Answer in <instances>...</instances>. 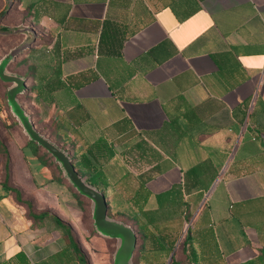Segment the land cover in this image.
I'll return each instance as SVG.
<instances>
[{"label":"crops","instance_id":"0c3cea01","mask_svg":"<svg viewBox=\"0 0 264 264\" xmlns=\"http://www.w3.org/2000/svg\"><path fill=\"white\" fill-rule=\"evenodd\" d=\"M0 12L2 35L36 33L7 69L58 110L55 143L76 170L125 197L147 263L264 264V0H0ZM20 130L0 120V264H85L74 190ZM111 253L88 250L92 264Z\"/></svg>","mask_w":264,"mask_h":264},{"label":"water","instance_id":"95a60500","mask_svg":"<svg viewBox=\"0 0 264 264\" xmlns=\"http://www.w3.org/2000/svg\"><path fill=\"white\" fill-rule=\"evenodd\" d=\"M2 31L6 34L22 35V39L0 57V81L7 84L5 88V103L11 116L27 140L35 143L36 146L43 149L53 159L62 174V178L70 187L76 193L89 200L90 219L94 232L100 237L115 240L111 253V264H134L132 262L136 245L134 229L124 221L107 214V203L103 192L76 170L71 156L64 148L35 127L30 115L18 98L27 89L26 78L18 73L9 71L7 66L16 56L29 49L36 38L35 30L29 25L20 23L5 27ZM171 256L172 254L168 256L165 264H169Z\"/></svg>","mask_w":264,"mask_h":264},{"label":"rangeland","instance_id":"374dc122","mask_svg":"<svg viewBox=\"0 0 264 264\" xmlns=\"http://www.w3.org/2000/svg\"><path fill=\"white\" fill-rule=\"evenodd\" d=\"M19 36L17 35H12V36H7V35H2L0 33V56L12 45L16 44L19 41ZM24 61V60H23ZM22 60L17 59L16 62L11 64L9 66L10 70H22L23 69V62ZM28 71V68L25 70ZM7 84L0 82V120L3 122L4 125H6L8 128L11 127H18L16 121L14 118L11 116L8 107L5 103V88ZM27 87H30V83L27 82ZM19 100L22 102L23 107L25 108L26 112L29 113L31 116V120L33 121L35 127L48 136L49 138H52L53 140H56L54 142H59V138L56 135V132L54 131L55 129L58 128L57 126V121H56V115L58 113V110L54 109L53 113L50 110V104H45L42 101L35 99V95L30 93L29 90L26 91V93L20 94ZM52 113V115H51ZM55 115L54 117H51ZM21 131V130H20ZM21 133V132H20ZM22 134V133H21ZM59 144V143H58ZM33 148H35V145L32 143ZM40 151V154L43 156V160L45 161L46 164L49 165L52 177L56 182L62 183V186L67 188V189H72L70 185L62 178V174L57 167L56 163L53 162V159L44 151L41 149H38ZM31 153V152H30ZM75 167L76 164L74 163ZM41 167L39 166L38 163L35 164V167ZM79 171V169L77 168ZM48 171V169H47ZM80 172V171H79ZM82 174V173H81ZM42 176V175H41ZM84 176V175H83ZM73 191V190H72ZM74 193V198H75V206L79 210V220L82 227L77 228L75 230L74 228H71L72 234H74V237L77 241L80 242L83 241V243L86 246L84 248L81 244V242H78L80 253L84 255L85 258V264H92L93 260L92 256L88 254L89 248L91 250H97V252H101L105 249V247L108 249V252H112L114 248V239H104L98 237L91 225V220H90V212H89V200L85 197H82L78 195L77 193ZM125 197L122 195L118 196H106V203H107V214L113 218L119 219L124 221L125 223H129L132 226H135V220L132 216V212L130 211V207L125 203L124 201ZM95 236V239H91V237ZM146 251H142V246L140 243V237L139 233L137 231L136 233V245L135 249L133 251V256H132V262L134 264H144L147 262H151L150 260L152 259L150 256L147 258L146 257ZM143 255V257L141 256ZM97 257V256H96ZM142 257V258H141ZM150 259V260H149ZM99 262V261H98ZM154 263H157L158 261H153ZM100 263V262H99ZM98 263V264H99ZM165 260H161L160 264H165Z\"/></svg>","mask_w":264,"mask_h":264},{"label":"trees","instance_id":"16d2710c","mask_svg":"<svg viewBox=\"0 0 264 264\" xmlns=\"http://www.w3.org/2000/svg\"><path fill=\"white\" fill-rule=\"evenodd\" d=\"M43 156L42 155H39V158L43 161V162H45L44 160H43V158H42ZM75 166V165H74ZM86 180H88L90 183H92L93 185H96V177H88V178H86ZM78 194V193H77ZM79 195V194H78ZM81 196V195H80ZM137 200L138 201H140V198H139V196L137 197ZM138 201H137V203H138ZM107 202V201H106ZM37 217H40V215H37ZM53 218H54V221L62 228V231H63V234L64 235H66V237H68L69 235H68V227L66 226V225H64V224H62L59 220H58V218L57 217H55V216H53ZM70 237V236H69ZM71 239V238H70ZM69 239V240H70ZM185 240H186V236H185V238H184V240H183V245H184V243H185ZM172 245L173 244H170V245H168V247H169V250L172 248ZM147 264H150V263H147ZM170 264H177V262H175L174 260H171L170 261Z\"/></svg>","mask_w":264,"mask_h":264}]
</instances>
